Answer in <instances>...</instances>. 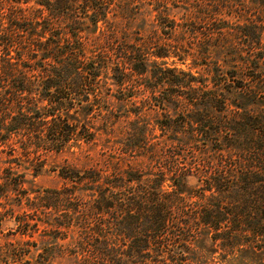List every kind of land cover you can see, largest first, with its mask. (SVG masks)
<instances>
[{
  "label": "trees",
  "instance_id": "trees-1",
  "mask_svg": "<svg viewBox=\"0 0 264 264\" xmlns=\"http://www.w3.org/2000/svg\"><path fill=\"white\" fill-rule=\"evenodd\" d=\"M231 263L264 264V0H0V264Z\"/></svg>",
  "mask_w": 264,
  "mask_h": 264
},
{
  "label": "rangeland",
  "instance_id": "rangeland-1",
  "mask_svg": "<svg viewBox=\"0 0 264 264\" xmlns=\"http://www.w3.org/2000/svg\"><path fill=\"white\" fill-rule=\"evenodd\" d=\"M158 133H159V131H156V134H158ZM158 139H161V138H158ZM53 160H55V158H50L49 163L46 166V170L48 169V171L44 170L37 177L32 178L33 183L36 187L48 188V187H54V186H57L60 184V179L58 178L57 174L55 172H52L49 170L50 165H52L54 163ZM57 161L63 162V159L60 157L59 159H57ZM192 181H194V180H192Z\"/></svg>",
  "mask_w": 264,
  "mask_h": 264
}]
</instances>
